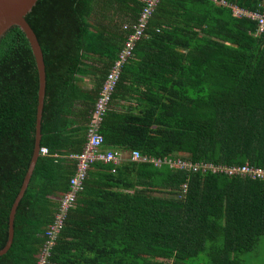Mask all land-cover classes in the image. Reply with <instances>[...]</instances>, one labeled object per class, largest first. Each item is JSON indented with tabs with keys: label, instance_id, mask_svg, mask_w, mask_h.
Instances as JSON below:
<instances>
[{
	"label": "trees",
	"instance_id": "obj_1",
	"mask_svg": "<svg viewBox=\"0 0 264 264\" xmlns=\"http://www.w3.org/2000/svg\"><path fill=\"white\" fill-rule=\"evenodd\" d=\"M145 6L39 0L27 15L46 64L41 148L49 154H40L0 264H39L77 172L70 156L84 150L128 38L124 27ZM233 7L264 16V0H159L100 129L103 150L122 160L89 169L50 264H254L264 238V179L131 159L139 152L264 169V33ZM38 104L36 59L15 26L0 40V250L34 155Z\"/></svg>",
	"mask_w": 264,
	"mask_h": 264
},
{
	"label": "built area",
	"instance_id": "obj_2",
	"mask_svg": "<svg viewBox=\"0 0 264 264\" xmlns=\"http://www.w3.org/2000/svg\"><path fill=\"white\" fill-rule=\"evenodd\" d=\"M159 0H146V6L144 7L139 20L133 25H125L124 29L129 31L128 38L124 43V46L112 67L103 87L100 92L98 101L95 105L93 115L91 118L90 129L88 133L87 143L84 150L80 154H74L70 157L77 160V172L76 175L70 181V189L60 199L59 213L56 216L54 224L48 231V239L46 244L39 255V264H50L49 259L51 257V251L57 242V239L64 227L67 215L72 208L75 207L79 193L84 188V183L88 176V171L97 162L113 163L119 165L122 157L119 153L104 151V136L101 134V125L107 115L110 105L113 99V95L116 91L118 83L121 78V74L125 64L134 56L135 48L146 33L150 18L153 16L155 8ZM225 2H222L224 4ZM233 10L238 16H246L254 21H258V34L264 33V16L257 12L246 11L233 7ZM40 154L48 155L47 148H41ZM133 161H152L156 166H161L166 163L172 167H178L183 170H192L194 172H225L232 176L235 174H241L256 179H264V169L253 168L249 165L237 166V167H219L212 163L194 164L180 158L176 160L161 161L157 159L144 158L139 152H134L131 156ZM187 191V185H184V192Z\"/></svg>",
	"mask_w": 264,
	"mask_h": 264
},
{
	"label": "water",
	"instance_id": "obj_3",
	"mask_svg": "<svg viewBox=\"0 0 264 264\" xmlns=\"http://www.w3.org/2000/svg\"><path fill=\"white\" fill-rule=\"evenodd\" d=\"M38 1L39 0H0V40L7 34L10 29L15 26L19 27L26 35L31 45L39 72V104L34 155L21 191L12 206L9 223V239L5 248L0 250V256L5 255L13 245L15 236V218L17 210L20 202L24 198L25 193L29 187L30 181L34 174V170L36 168L37 161L40 157L42 141V119L47 88V73L42 46L34 29L31 27V25L26 19L27 15L32 12L33 8L37 5Z\"/></svg>",
	"mask_w": 264,
	"mask_h": 264
},
{
	"label": "rangeland",
	"instance_id": "obj_4",
	"mask_svg": "<svg viewBox=\"0 0 264 264\" xmlns=\"http://www.w3.org/2000/svg\"><path fill=\"white\" fill-rule=\"evenodd\" d=\"M255 253L257 254V257L254 258V264L264 263V238L261 239L259 247ZM255 253L252 255L254 256Z\"/></svg>",
	"mask_w": 264,
	"mask_h": 264
}]
</instances>
